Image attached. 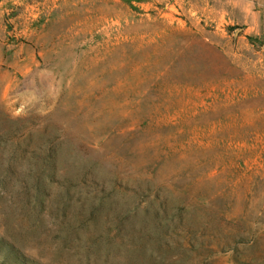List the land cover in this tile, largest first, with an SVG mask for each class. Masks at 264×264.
Returning <instances> with one entry per match:
<instances>
[{
  "label": "rangeland",
  "instance_id": "obj_1",
  "mask_svg": "<svg viewBox=\"0 0 264 264\" xmlns=\"http://www.w3.org/2000/svg\"><path fill=\"white\" fill-rule=\"evenodd\" d=\"M0 264H264V0H0Z\"/></svg>",
  "mask_w": 264,
  "mask_h": 264
}]
</instances>
